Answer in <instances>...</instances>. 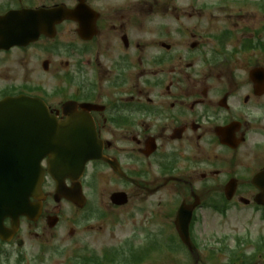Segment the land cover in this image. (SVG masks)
<instances>
[{"label":"flooded vegetation","instance_id":"flooded-vegetation-1","mask_svg":"<svg viewBox=\"0 0 264 264\" xmlns=\"http://www.w3.org/2000/svg\"><path fill=\"white\" fill-rule=\"evenodd\" d=\"M251 1L254 10L234 16H256L261 1ZM214 4L0 0V19L23 11L39 28L46 10L81 7L95 24L93 35H78L69 19L56 35H0V100L40 97L58 120H84L102 141L83 186L107 202L75 208L97 230L55 241L54 263L264 264V223L231 222L264 212L254 184L264 170V94L251 78L264 33L215 31ZM121 192L128 202L113 205ZM73 249L83 255H58Z\"/></svg>","mask_w":264,"mask_h":264},{"label":"water","instance_id":"water-1","mask_svg":"<svg viewBox=\"0 0 264 264\" xmlns=\"http://www.w3.org/2000/svg\"><path fill=\"white\" fill-rule=\"evenodd\" d=\"M34 104L25 99L0 103V154L6 157L7 172L13 169L12 173L8 172L6 180L4 172L0 175L1 235H6L3 226L5 218L11 217L14 221L13 226L16 227L21 215L30 218L38 216L41 204H32L30 199H42L45 172L41 162L47 156L51 157L49 170L60 183L59 188L63 193L61 183L64 173H68L69 168L78 162L81 153L88 149L83 141H72L61 145L62 138L53 135L49 130V119L46 114H42L46 111H37ZM71 144L76 147L71 149ZM55 145L60 147L56 149ZM17 156L21 166L20 179L16 178L14 173V161ZM67 176L75 178L74 173Z\"/></svg>","mask_w":264,"mask_h":264},{"label":"rangeland","instance_id":"rangeland-1","mask_svg":"<svg viewBox=\"0 0 264 264\" xmlns=\"http://www.w3.org/2000/svg\"><path fill=\"white\" fill-rule=\"evenodd\" d=\"M241 25H245L244 23H241ZM55 205V203H53V201L51 200V201H48L47 202V207L51 210V211H53V212H57V210L59 209V211H62L61 213L63 214H65L64 215V219H66V215L68 214V211H67V209H68V206L67 205H65L64 203L61 205V207L59 206V207H55L54 205ZM240 222H244V221H242V219L240 220ZM66 226V224L64 223L63 224V226H62V228H64ZM62 232V234H60V231L59 232H57V233H55V234H53V233H51L50 231H47V233H46V235L43 237V241L44 240H57V239H69V237L65 234V231H66V228L65 229H63V230H61ZM41 239V238H40ZM40 239H39V241H37V240H35L34 238H30L29 240H28V244H27V250L29 249L30 250V252L34 255L35 254V252L37 251V248L39 247V244H38V242H40ZM27 254H28V252H27ZM13 260H14V258H13ZM37 264H48L46 261H44V263H37Z\"/></svg>","mask_w":264,"mask_h":264}]
</instances>
